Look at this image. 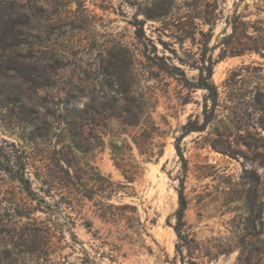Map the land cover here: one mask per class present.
Listing matches in <instances>:
<instances>
[{"label": "rangeland", "instance_id": "rangeland-1", "mask_svg": "<svg viewBox=\"0 0 264 264\" xmlns=\"http://www.w3.org/2000/svg\"><path fill=\"white\" fill-rule=\"evenodd\" d=\"M254 41L264 0H0V264H181V178L192 258L264 264ZM202 56L216 105L179 137L209 115ZM22 164L27 189L7 171ZM109 204L135 206L143 229L101 216Z\"/></svg>", "mask_w": 264, "mask_h": 264}, {"label": "trees", "instance_id": "trees-1", "mask_svg": "<svg viewBox=\"0 0 264 264\" xmlns=\"http://www.w3.org/2000/svg\"><path fill=\"white\" fill-rule=\"evenodd\" d=\"M230 25H231V32L229 34V37L235 38V40L237 42L239 39V36L241 34H239V32H238V26L236 24V17H233V19L230 22ZM245 36L247 38L251 39V37L246 33H245ZM263 47H264L263 42L254 41L252 44H245V47H242V50L259 51ZM200 61L202 64L199 67L198 82L196 83V86H193V87L205 89L207 99H209L211 101V107L209 108V111H208V109L205 106L204 112H205V115H206V112H208L209 115L205 116L202 123L199 124L198 126L197 125L196 126H188L189 123H186L183 126L184 131L181 133V135L179 137H182L191 131L202 130L204 125L210 120L209 117H210L211 110L216 105L218 93L216 90V86L211 81L212 66H213L215 60L212 59L210 56L208 58H205L204 56H202L200 58ZM138 146H139V144H138ZM180 155H181V153H180ZM24 169H25V165L22 164L20 167V171H19L20 174L19 175H17V170H13V169L9 168L7 171L10 172L11 176L13 178L17 179L27 189L29 187V180H28V178L24 177ZM122 171H123L125 179L127 181H130L131 176L124 173V172H126V170H122ZM105 180L107 181V184L104 186L105 187L104 189H105V191H108L107 192L108 195H111V193L113 191V189H110L111 181L107 178ZM183 188H184L183 187V178H181L180 183H179V189L177 190L178 206H177L175 213H174L175 223L172 226L174 229V232L176 234V237H177L175 249L180 254L181 264H198L192 258L193 251L195 249H197V244L195 242V239L192 236H190L189 233L184 229V227L186 225L185 220H184V211L186 209L187 200H186V197L183 193ZM112 208L118 210L117 215H119L120 217L125 219L126 223L128 224V226L130 228H134L135 231L138 228L143 229V225L139 220V216H137V214H136L137 212H136L135 206L130 205V204H120V205L113 206L112 204H109L106 206V208H105L106 210L104 212H102L101 216H103V217H104V215L116 216L114 213L111 212ZM129 211L131 212V214H127V212H129ZM85 225L88 229L91 228V224H89L88 221L85 222ZM183 248L186 249V253H187L186 260H185V257H183V255H182ZM174 264H177V263L174 262Z\"/></svg>", "mask_w": 264, "mask_h": 264}]
</instances>
